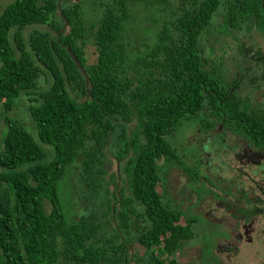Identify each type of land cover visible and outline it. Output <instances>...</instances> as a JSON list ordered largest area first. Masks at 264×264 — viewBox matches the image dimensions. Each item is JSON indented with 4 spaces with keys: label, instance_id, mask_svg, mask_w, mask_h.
Returning a JSON list of instances; mask_svg holds the SVG:
<instances>
[{
    "label": "trees",
    "instance_id": "obj_1",
    "mask_svg": "<svg viewBox=\"0 0 264 264\" xmlns=\"http://www.w3.org/2000/svg\"><path fill=\"white\" fill-rule=\"evenodd\" d=\"M57 1L12 0L0 11L4 113L35 90L41 74L50 80L27 109L34 135L4 122L0 264H177L176 251L193 233L175 224L180 213L157 192V162L197 175L199 166L185 167L170 142L191 123L203 134L221 124L220 134L264 147V105H251L238 86L249 69L237 66L228 78L223 61L206 67L201 50L213 32L233 38L252 79H264V54H244L239 39L250 31L264 39V0H96L91 64L83 54L86 0L60 1L67 30L58 36ZM40 146L50 148L48 160ZM110 160L119 178L107 171ZM76 161L89 204L68 221L57 185Z\"/></svg>",
    "mask_w": 264,
    "mask_h": 264
},
{
    "label": "rangeland",
    "instance_id": "obj_2",
    "mask_svg": "<svg viewBox=\"0 0 264 264\" xmlns=\"http://www.w3.org/2000/svg\"><path fill=\"white\" fill-rule=\"evenodd\" d=\"M11 1L12 0H0V11L3 6ZM81 1L83 0H79L77 2ZM173 1L174 0H169L171 3H173ZM95 2L96 0H86L84 3L80 4V8L82 10L81 17L86 35L83 47L84 60L86 64H91L95 58V51L91 44V33L93 29L90 28V26L95 23L100 11L99 8L96 7ZM218 21L219 17L215 18L213 21L214 25H217ZM36 28L40 30H46L45 27ZM32 29L33 28L25 29L23 31V35L26 36V34ZM64 30L66 31L67 29L65 28ZM211 30L216 31L214 28ZM239 39H241L240 45H243L242 50L244 54L248 55L250 50L260 51L261 54H264V39L260 34L250 31L247 35L241 37L239 36ZM236 44V40L233 38L230 40V38H226L223 34L219 35L213 32L212 35H206L201 45L203 56L208 61L206 67H209V65L211 66L210 61L215 63L218 60H222L223 63L221 67L223 69H228L226 73L228 78H233L235 76L237 66L241 67L242 71L243 69L248 68V74L245 75V77H239L238 75L236 76L238 78L244 77L238 82L241 95H248L251 105L263 106L264 79H262V76L258 72L259 78H261L262 82H259V78L256 79V82H254L255 78L253 77L252 79V70L249 68L251 66L250 61L249 59H238L239 55L236 52ZM49 84L50 80L48 76L46 74H41L37 80L35 90L31 91V93L28 95L21 93L9 113L5 114L3 108L0 106V142L6 129L4 122L7 119L20 122L24 126L25 130L28 131V133L34 135L31 122L27 114V109L31 104H35L33 100L36 98V94L47 89ZM190 125H186L176 131L170 137V142L175 148L177 154L181 157L184 166L188 168H194L195 165H197L196 162L200 160L198 159L199 150L197 151L196 148L199 149V145L203 143L202 140L211 133L208 132L202 135L201 133L197 132L195 123H191ZM33 138L35 139V137ZM40 148L46 154L45 159L48 160V150L50 152V148L45 146H40ZM200 157L204 162V156L200 155ZM157 164L160 167V183L157 186V192L162 195L164 199L172 202L171 207H175V203H177L178 206H180L179 209L183 211L184 209L189 208L190 205H193L201 212H204L207 207H209L208 204L204 203L203 198L201 202L197 203V198L191 191V188H193L195 185L183 189L184 179L181 177V169L174 165L170 167H164L161 160H159ZM106 169L109 173L114 174L119 178L120 174L119 171H117V165L113 160H110L106 163ZM78 176V161H76L68 168L64 178L57 185L58 195L60 202L62 203L63 214L65 219L68 221L76 220L81 214L85 212V207L89 204L84 199V197H82L83 193L81 186L78 183ZM199 200L200 199L198 198V201ZM44 207L47 208L46 202H44ZM186 210L185 212L189 214ZM195 221L198 223L199 227L194 230L192 240L174 255L177 264L262 263L264 257L258 255L256 256L254 254H236V252L233 254H227L221 251L211 255L207 251L204 253L202 251L203 248L209 246V233H206L208 231L209 225L198 217L195 218ZM179 224H182V222L180 221ZM130 252L132 253L133 250L131 249ZM214 260H217V262ZM128 264H132V262H128Z\"/></svg>",
    "mask_w": 264,
    "mask_h": 264
},
{
    "label": "flooded vegetation",
    "instance_id": "obj_3",
    "mask_svg": "<svg viewBox=\"0 0 264 264\" xmlns=\"http://www.w3.org/2000/svg\"><path fill=\"white\" fill-rule=\"evenodd\" d=\"M221 130L222 125H216L199 145L197 175L189 178L183 170L181 173L183 189L195 185L191 191L197 203L203 198L209 207L201 212L190 205L188 210L181 211L175 203L172 208L180 213L175 224L194 235L199 227L195 218L206 222L209 246L202 247L204 253L207 251L211 255L221 251L264 257V147H256L228 132L222 135ZM200 155L204 156V162ZM163 201L172 206L164 197ZM259 264H264V259Z\"/></svg>",
    "mask_w": 264,
    "mask_h": 264
},
{
    "label": "water",
    "instance_id": "obj_4",
    "mask_svg": "<svg viewBox=\"0 0 264 264\" xmlns=\"http://www.w3.org/2000/svg\"><path fill=\"white\" fill-rule=\"evenodd\" d=\"M60 1H61V0L57 1V3H56V9H57V13H58V15L61 17V19H62V21H63V24H62L60 30L58 31L57 36L63 32V30L66 28V25H67V22H66V20L64 19V17L62 16V13H61V11H60ZM73 1L77 2V1H79V0H73ZM66 51H67V53H68L70 59L74 62V64L76 65L78 71L81 73V75L84 77V80L86 81V76H85V74H84V71H83L82 67L78 64V62H77V61L74 59V57L70 54L69 50H66ZM116 165H117V164H116ZM112 211H113V207H112ZM129 249H130V248H129Z\"/></svg>",
    "mask_w": 264,
    "mask_h": 264
}]
</instances>
